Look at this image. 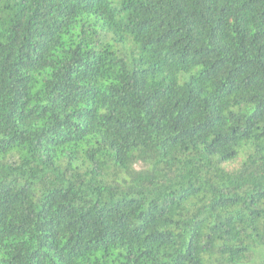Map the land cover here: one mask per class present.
<instances>
[{
    "label": "trees",
    "instance_id": "1",
    "mask_svg": "<svg viewBox=\"0 0 264 264\" xmlns=\"http://www.w3.org/2000/svg\"><path fill=\"white\" fill-rule=\"evenodd\" d=\"M0 264H264V0H0Z\"/></svg>",
    "mask_w": 264,
    "mask_h": 264
}]
</instances>
